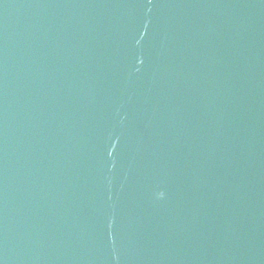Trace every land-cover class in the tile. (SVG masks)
<instances>
[{
    "label": "water",
    "instance_id": "1",
    "mask_svg": "<svg viewBox=\"0 0 264 264\" xmlns=\"http://www.w3.org/2000/svg\"><path fill=\"white\" fill-rule=\"evenodd\" d=\"M0 264H264V0H0Z\"/></svg>",
    "mask_w": 264,
    "mask_h": 264
}]
</instances>
